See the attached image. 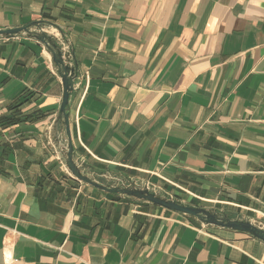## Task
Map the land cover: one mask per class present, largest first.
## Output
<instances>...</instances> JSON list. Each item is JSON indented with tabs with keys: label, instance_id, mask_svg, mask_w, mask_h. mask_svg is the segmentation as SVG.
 Masks as SVG:
<instances>
[{
	"label": "crops",
	"instance_id": "0c3cea01",
	"mask_svg": "<svg viewBox=\"0 0 264 264\" xmlns=\"http://www.w3.org/2000/svg\"><path fill=\"white\" fill-rule=\"evenodd\" d=\"M36 23L76 67L70 128L90 176L264 227V0H0V30ZM37 30L0 40V264H264L260 240L72 176Z\"/></svg>",
	"mask_w": 264,
	"mask_h": 264
},
{
	"label": "water",
	"instance_id": "95a60500",
	"mask_svg": "<svg viewBox=\"0 0 264 264\" xmlns=\"http://www.w3.org/2000/svg\"><path fill=\"white\" fill-rule=\"evenodd\" d=\"M32 27H37L38 29L37 32L33 33L32 37L52 52L53 61L58 67V73L63 82L64 96L60 109V118L64 120L68 137L67 146L65 147V162L68 170L76 180L109 194H119L124 197L157 205L169 211L194 218L206 226L245 234L264 243V227L257 225L251 220L233 219L227 213L214 212L206 208L186 205L177 199L162 195L158 188L149 183L123 179L111 174H94V176H90L87 172L88 167L86 163L84 161L77 162L74 157L69 112L71 98L76 91L78 74L76 67L71 66V54L64 50V44L66 43L63 42L62 44V41L58 37H55L44 23H36L24 28L0 30V40H11L19 38L22 35H28Z\"/></svg>",
	"mask_w": 264,
	"mask_h": 264
},
{
	"label": "rangeland",
	"instance_id": "374dc122",
	"mask_svg": "<svg viewBox=\"0 0 264 264\" xmlns=\"http://www.w3.org/2000/svg\"><path fill=\"white\" fill-rule=\"evenodd\" d=\"M104 181H105V179H103ZM108 184H113V183H108ZM186 205H191V204H189V203H186ZM211 211H214V212H219V211H217L216 209H213V210H211ZM230 218H233V219H241V220H247L244 216H237V214L236 213H228L227 214ZM254 223H256L257 225H260L259 223H260V221H255Z\"/></svg>",
	"mask_w": 264,
	"mask_h": 264
}]
</instances>
